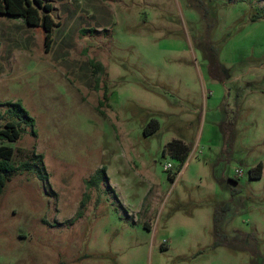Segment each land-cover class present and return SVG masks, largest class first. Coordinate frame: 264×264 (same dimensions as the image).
<instances>
[{"label":"rangeland","instance_id":"rangeland-1","mask_svg":"<svg viewBox=\"0 0 264 264\" xmlns=\"http://www.w3.org/2000/svg\"><path fill=\"white\" fill-rule=\"evenodd\" d=\"M47 1V51L0 16V127L17 102L36 133L0 140L18 168L0 264H264V0ZM173 140L188 156L172 181Z\"/></svg>","mask_w":264,"mask_h":264},{"label":"trees","instance_id":"trees-1","mask_svg":"<svg viewBox=\"0 0 264 264\" xmlns=\"http://www.w3.org/2000/svg\"><path fill=\"white\" fill-rule=\"evenodd\" d=\"M53 7L51 3L47 0H0V16H7L14 19H20L23 24L30 28H41L44 33V48L47 51L51 45V33L54 27L58 26L59 23L55 22L50 13ZM86 33V30L82 31ZM94 34L100 31H92ZM89 64L92 68L93 73L102 72L103 65L94 59L89 60ZM108 101L107 92L104 91L102 94V101L100 104ZM7 111L11 117L2 127H0V140L14 142L17 141L22 133L23 129L21 125H27L30 127V133L36 135L34 131V119L27 113V111L21 106V104L7 103ZM101 115H104L100 111ZM22 123V124H21ZM150 128L145 130L146 134L152 133L157 130L158 123L156 121H151ZM166 151L169 155L178 160V163L185 162L188 156V148L179 140H173L166 145ZM12 156V150L5 146H0V196L3 192L6 181L9 176L16 172V168L10 161ZM39 161L41 156L36 157ZM21 169H29L28 163L21 165ZM262 174L261 164H257L254 168L249 170L250 178H260ZM174 174H170L169 178L173 181L175 179ZM40 179L45 180V176L39 175ZM108 181L106 175L105 167H100L95 170L93 175L85 181L86 187H98L101 183ZM85 205V200L81 201L80 206ZM226 207V204L221 206V210ZM218 209L216 208L213 215L214 222V235L217 237L221 235V232L217 228V224L220 222V217L218 215ZM145 227H148L145 224ZM223 236V235H221ZM224 237V236H223ZM219 244L218 240H215L213 246ZM63 264V263H60Z\"/></svg>","mask_w":264,"mask_h":264},{"label":"built area","instance_id":"built-area-1","mask_svg":"<svg viewBox=\"0 0 264 264\" xmlns=\"http://www.w3.org/2000/svg\"><path fill=\"white\" fill-rule=\"evenodd\" d=\"M186 164V161L185 162H182V163H179V169L177 170V172L176 173H174V175L173 176H178L179 174H180V172L182 171V169H183V167H184V165ZM171 164H167L165 167H164V169L165 170H170L171 169Z\"/></svg>","mask_w":264,"mask_h":264}]
</instances>
